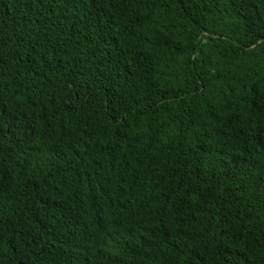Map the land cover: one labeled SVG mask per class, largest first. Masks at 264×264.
<instances>
[{"label": "trees", "instance_id": "16d2710c", "mask_svg": "<svg viewBox=\"0 0 264 264\" xmlns=\"http://www.w3.org/2000/svg\"><path fill=\"white\" fill-rule=\"evenodd\" d=\"M0 264H264V0H0Z\"/></svg>", "mask_w": 264, "mask_h": 264}]
</instances>
